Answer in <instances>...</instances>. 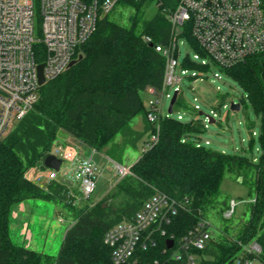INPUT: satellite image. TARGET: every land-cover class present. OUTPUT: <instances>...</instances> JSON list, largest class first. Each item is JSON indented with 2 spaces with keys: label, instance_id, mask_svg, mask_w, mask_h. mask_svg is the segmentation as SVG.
<instances>
[{
  "label": "trees",
  "instance_id": "16d2710c",
  "mask_svg": "<svg viewBox=\"0 0 264 264\" xmlns=\"http://www.w3.org/2000/svg\"><path fill=\"white\" fill-rule=\"evenodd\" d=\"M178 1L121 0L120 6L135 11L131 26L114 22L110 14L100 20L97 32L81 46L77 63L40 87L38 102L0 141V264H115L112 249L104 242L106 231L133 216L156 191L191 201L188 209L181 208L165 225L167 234L158 236L157 245L140 253L144 263L162 259L167 238L173 235L178 240L197 223L198 209L206 214L215 204L227 173L237 175L238 180H252L255 193L250 217L236 235L215 236L199 251V264H235L238 240L257 239L264 248V53L246 63L220 68L243 88L246 98L242 103L248 101L260 118L259 159L197 146L192 138L205 132L202 124L172 116L161 120L159 142L142 151L131 173L93 204L77 207L66 184L54 180L43 186L26 175L38 164L45 166L61 130L96 151L106 148L118 134L133 147L148 137L154 126L147 119L141 93L163 85L166 60L154 44L168 43L172 32L169 15ZM152 4L157 11L145 18ZM146 36L154 43L146 41ZM196 51L202 53L197 45ZM183 66L197 71L211 69V65L197 63ZM175 107L190 110L184 95H179ZM139 115L144 120L141 131L131 125ZM119 195L122 200L114 207L113 200ZM29 199L61 202L72 211L74 222L57 255L35 251L11 239L12 209Z\"/></svg>",
  "mask_w": 264,
  "mask_h": 264
},
{
  "label": "built area",
  "instance_id": "2783aa9c",
  "mask_svg": "<svg viewBox=\"0 0 264 264\" xmlns=\"http://www.w3.org/2000/svg\"><path fill=\"white\" fill-rule=\"evenodd\" d=\"M120 1L0 0V141L38 102L42 86L38 66L44 64L45 83L64 73L71 62L78 59L81 46L97 32L100 20L115 11ZM169 19L172 32L168 43L154 44L156 51L165 58L166 68L162 87L147 89L151 96L147 119L154 130L149 133L142 151L159 142L161 120L173 116L179 95H184V83L195 92V104H189L190 110H187L195 115L190 121H199L206 131L208 123L222 119L221 105H216L210 115L205 114L201 107L202 97L194 88L195 82L206 81L215 67L230 68L264 53V0H179ZM145 39L154 43L150 36ZM180 39L194 49L192 57L188 53L180 60ZM196 45L202 53L196 51ZM187 63L211 65V69L193 70L183 66ZM214 75L221 79L218 72ZM175 92L178 96L170 113L169 109L164 110V102L172 99ZM232 103H239L240 110L244 105L241 99L223 106L236 111ZM176 117L184 121L183 115ZM192 140L197 146L210 144L209 140H205V144L201 142L199 136ZM51 154L62 163L59 170L48 169L46 180L66 184L75 203L90 199L100 175L93 156L83 155L76 146L57 143ZM117 172L121 179L131 173V167L118 164ZM190 205L187 198L180 200L156 191L133 216L106 231L104 242L112 249L114 263L199 264V251L215 237L202 209H198L199 219L186 234L178 240L173 235L167 238L174 243L171 248L166 246L162 259L144 263L140 256L142 250L157 245L158 236L167 234L165 225L172 222L181 208L188 209ZM234 210L233 202L226 217H231ZM237 242L239 250L233 259L235 264H264V248L257 239Z\"/></svg>",
  "mask_w": 264,
  "mask_h": 264
},
{
  "label": "rangeland",
  "instance_id": "374dc122",
  "mask_svg": "<svg viewBox=\"0 0 264 264\" xmlns=\"http://www.w3.org/2000/svg\"><path fill=\"white\" fill-rule=\"evenodd\" d=\"M156 11V4H152L147 8L145 18L153 17ZM134 13L133 8L119 5L115 11L110 13V18L120 25L130 27ZM39 26L38 21L37 28ZM182 41L183 39L179 40L180 60H183L188 53L191 57L194 53V49ZM215 72L221 75V79L215 77ZM208 75L206 81L195 82L194 88L202 97V111L210 115L211 110L216 105H221L222 119L218 122L208 123V129L198 135L202 139L201 142L205 144V140H209L210 144L205 146L213 150L228 154L242 153L252 159H259L262 154L260 118L256 115L250 103L247 101L239 111L231 110L230 106H223L224 104L229 105L231 101L240 102L246 96L245 91L233 78L218 67H215ZM171 92L173 93L174 90L171 89ZM194 93L187 83H184V96L190 105L195 104ZM141 95L146 107H148L151 98L148 90L143 91ZM222 96L225 97L224 101H222ZM170 102L171 99L169 98L165 100V111H168ZM178 114L183 115L186 122L193 117L195 118L192 112L176 108L172 115L176 117ZM140 118H143V116H137L131 125L141 128ZM65 135L66 132L61 130L57 139ZM144 140L145 138L138 142L137 147H133L132 145H126L123 141V135L118 134L116 139L102 151L93 152V159L99 165L100 175L95 191L90 199L84 202L85 204H93L106 191L108 192L103 197L115 190V186L120 180L117 172L118 164L131 167L142 154ZM37 166L42 168L40 170L42 178H36L35 182L44 185L47 183L46 175L49 168L42 167L40 164ZM28 173L29 170L26 175ZM254 193V185L249 178L242 181L238 180L235 174L227 173L225 175L217 200L213 206L208 208L206 213L211 222V232L214 236L219 234L234 236L239 232L249 220ZM121 200L122 195L114 198V207H117ZM25 202H27L26 207L24 206L26 211L22 212L20 205ZM233 202L235 203L234 213L231 217H226V212L233 206ZM22 203L15 205L11 212L9 231L13 242L35 251L57 255L67 229L74 222V216L70 208L61 202L40 199H29ZM84 203L78 202L75 204L80 207Z\"/></svg>",
  "mask_w": 264,
  "mask_h": 264
},
{
  "label": "crops",
  "instance_id": "0c3cea01",
  "mask_svg": "<svg viewBox=\"0 0 264 264\" xmlns=\"http://www.w3.org/2000/svg\"><path fill=\"white\" fill-rule=\"evenodd\" d=\"M135 119V118H134ZM134 119L132 121H134ZM140 122H141V128H137L135 126H133L132 124V127L136 130H143L144 129V120L143 118H140ZM132 123V122H131ZM145 139H147V136L145 137ZM145 142V140H144ZM58 144V145H62V146H66V145H72V146H76L78 147L82 154L83 155H86V154H89V155H86V156H94L93 154V149L88 147L87 145L83 144L82 142H80L79 140H77L76 138H74L73 136H71L70 134L66 133L65 136L61 137V138H58L55 142V144ZM54 144V145H55ZM90 151V152H89ZM91 154V155H90ZM96 155V154H95ZM140 158V157H139ZM45 167V166H44ZM42 168L40 167H32L29 169V173L27 174V177L33 181H35L36 178L40 179L39 177L42 176V173H40ZM48 184V181L46 184H44L43 186H46ZM108 191H106L103 195L100 196V198L97 200L99 201L101 198H103V196L107 193ZM95 201V202H97ZM94 202V203H95ZM26 204L27 202L25 203H22L20 205V209H22V212H25L26 210L24 209V206L26 207Z\"/></svg>",
  "mask_w": 264,
  "mask_h": 264
},
{
  "label": "water",
  "instance_id": "95a60500",
  "mask_svg": "<svg viewBox=\"0 0 264 264\" xmlns=\"http://www.w3.org/2000/svg\"><path fill=\"white\" fill-rule=\"evenodd\" d=\"M80 58H81V56H80ZM77 61L78 60H73L70 64V67L73 66L74 64H76ZM43 68H44V64H40L38 66L39 79H40L41 85H44L46 82L45 76L43 74ZM177 96H178V93L175 92L172 99H171L170 106H169V112L170 113H172V111H173L172 108H173L174 103L176 102ZM232 109H234L236 111L240 110V104L239 103H232ZM61 163H62V160L54 154H50L49 156H47L45 158V161H44V165L46 167L51 168V169H57V170H59ZM173 243H174V241L172 239L167 240V246L169 248H171L173 246Z\"/></svg>",
  "mask_w": 264,
  "mask_h": 264
}]
</instances>
